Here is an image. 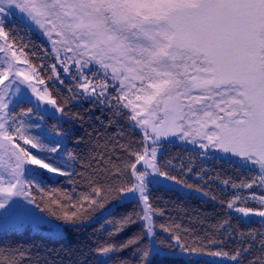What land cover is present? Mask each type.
<instances>
[{
	"label": "snow or ice",
	"instance_id": "obj_1",
	"mask_svg": "<svg viewBox=\"0 0 264 264\" xmlns=\"http://www.w3.org/2000/svg\"><path fill=\"white\" fill-rule=\"evenodd\" d=\"M10 18L47 37L51 63H33L27 45L17 44L6 30ZM42 73L57 93L58 86L68 91V100L79 96L106 107L114 118L109 124L126 117L140 135L138 142L120 145L123 168L106 170L108 183L92 186L70 207L52 200L59 215L51 207L41 209L31 189L43 191L38 181L47 174L71 177L80 161L63 148V131L34 134L44 114L68 115ZM173 138L249 173L239 183L224 180L232 191L220 202L246 224L259 217L264 229V0H0V220L5 224L19 214L31 226L43 222L20 198L73 229L84 224L81 210L101 209L109 239L95 249L104 257L98 264H112L115 254L127 250L129 257L120 264H156L157 257L175 255L173 245L158 238L156 218L165 213L151 199L159 187H193L171 174L191 173L190 162L164 158L163 146ZM212 150L220 156H210ZM116 208L125 211L113 220ZM226 224L230 227L228 220L220 226ZM133 226L138 231L118 239ZM159 228L171 233L182 252L203 254L202 243L181 244L169 227ZM51 231L62 238L60 225ZM247 238L251 243L245 247L207 254L228 264H264V230ZM257 238L260 255L253 256ZM0 264L19 261L0 257Z\"/></svg>",
	"mask_w": 264,
	"mask_h": 264
},
{
	"label": "trees",
	"instance_id": "obj_2",
	"mask_svg": "<svg viewBox=\"0 0 264 264\" xmlns=\"http://www.w3.org/2000/svg\"><path fill=\"white\" fill-rule=\"evenodd\" d=\"M7 30L10 36L15 38L17 44L27 45L25 52L28 53L33 63L49 64V60L44 57L40 50L37 51L36 44L27 35H24L19 27L13 25L8 27ZM33 52L36 53L35 56L32 55ZM42 74L46 83L49 84V90L52 91L53 98L56 99L58 105L65 108V112L68 115L65 116L66 119L63 125L57 118L43 116V119L39 121L40 128L35 129L34 134L38 135L43 129H47L48 132H52L54 128L63 131V148L75 153L80 161L71 177L47 174L38 181L43 191H40L35 186L31 189L32 195L38 201H41V209L45 206L51 207L59 215L61 210L57 205L51 203L52 200H59L62 204L70 207L72 203L78 202L80 194L90 193L92 186L108 183L105 171L113 167L123 168L122 161L125 157L120 145L138 142L140 135L129 127L126 117L109 124V121L114 118L111 117V114L109 118L104 116L102 108L105 109L106 107L92 104L91 108H95L97 111L92 116L89 113L90 108L77 103L75 100H68L69 93L65 88L58 86V93L52 89L51 82L47 80V73ZM22 107L27 108L31 107V105H22ZM19 110L18 108L17 111ZM106 110L108 109L106 108ZM33 111L35 112V109ZM35 119L36 117L33 116V120ZM171 174L176 175L177 178L179 177L177 172ZM242 177L247 179L246 176ZM126 179L127 176L125 175L124 180ZM117 182L122 183L123 181ZM69 197H71V200L68 199ZM151 199L155 206L163 209L165 213L163 216L156 218L157 228L160 230L159 226L161 224L169 227L172 232L183 238L181 240L182 244H190L193 241L197 245L202 243L203 254L221 249L226 252H232L251 243L247 238V233L252 232V228H240L241 230H239L233 227V217L228 216V213H226L227 209L220 202L225 198H220L219 202L214 201L215 205L213 206L207 205L202 209V214L197 212L198 206L193 202L192 197L182 195L177 190L163 189L162 187L156 188L152 192ZM106 205L105 208H107ZM127 210L130 211L131 209ZM101 211V209L93 210V208H87L86 211L81 210L84 224L76 229L68 227L62 220L57 219V216L44 211L58 223L64 225L61 230L63 233L62 238H56L51 229L42 225L39 227L31 225L14 226L0 232V257L7 258L14 255L19 264H98V260L104 259V257H98L95 249L98 244H103L109 239V229L103 223V217L99 216L94 220ZM123 211L125 209L116 208V215L111 217V219H117ZM203 217L206 219H198ZM187 220L189 221L188 224L186 223ZM225 220L230 222V227L227 224L223 227L220 226ZM177 225L179 228L176 227ZM232 228L236 234L234 238H232L233 234L230 236L228 234L231 233ZM135 231H138V228L133 226L127 233H122L118 239L125 238ZM242 233L244 235H241ZM162 236L158 234L159 240H162ZM210 238L218 243L216 245L210 244ZM256 244L259 245V238H257ZM167 245L172 244L171 242H165L164 246ZM173 249L170 250L173 251ZM254 249L253 256H259L258 249ZM21 252L24 253L22 258L19 255ZM129 252L130 250H127L115 254L112 264H120L121 259L129 257ZM156 264L213 263L209 261L191 263L184 258L168 256L157 257Z\"/></svg>",
	"mask_w": 264,
	"mask_h": 264
},
{
	"label": "rangeland",
	"instance_id": "obj_3",
	"mask_svg": "<svg viewBox=\"0 0 264 264\" xmlns=\"http://www.w3.org/2000/svg\"><path fill=\"white\" fill-rule=\"evenodd\" d=\"M10 21L11 22L9 23L8 27H11L13 25L19 27L20 31L23 32L24 35H27L36 44V49H38L37 51L40 50L42 54L44 55V57H46L49 60V63H51L52 62L51 57L45 54V50L50 49L52 47L47 37H45L42 34V32L39 29H37L34 25L27 24V22L25 21L11 20V18H10ZM65 83L71 86L73 82L68 80L65 77ZM37 87H42V86L37 84ZM74 100L77 103L82 104L83 106L87 108H90L89 113L92 116L96 114L97 111L95 110V108H91L93 104L92 101L82 100L80 99L79 96H77V98ZM210 102L211 101H209V103ZM42 106L48 107L49 109L52 108V106L50 105H42ZM102 110H103L104 116L109 118V115L111 113L108 112L106 108L105 109L102 108ZM43 116L44 117L52 116L55 118V117H62V114L57 112L55 113V116H53L50 112L49 114H44ZM111 117H112V114H111ZM65 119H66L65 116L59 119L61 121V125L65 123L64 122ZM162 151L164 153L165 159H172L174 162H176L177 160H180V161H183L186 165L189 164L190 162V165L192 167L191 173H187L186 171L182 173L178 170L177 174L179 176L178 179L186 180L188 184H191L193 186L192 188L189 189V188H185L180 185L171 184L168 187H162V188L170 189V190H177L178 193H181L182 195L192 197L193 202H195L198 206L197 212L199 214H202V209L205 208L207 205L209 206L215 205L214 201L219 202L220 198H226V194L232 191L230 187L225 188V186L222 183L224 180H228L230 183L232 182L237 183L239 182L240 178L243 179L242 176H246L247 178L249 177V173L245 172L244 170L240 169L239 167L235 165H229L228 163L225 162V160H220V159L213 160V159L205 158L203 155H201L198 145L193 146L191 144L184 143V142H181L173 138L171 143L165 144L163 146ZM209 155L210 156L211 155L220 156V153L216 152V150H212L211 152H209ZM255 191L257 192V194H260V189H255ZM205 193H207V195H205ZM213 197H215V199H213ZM20 201L27 208L34 209L38 213L39 216L44 218L43 222L40 225L45 226L49 229H52L56 225H60L61 229H63V226H64L63 224L58 223L56 220L51 218L49 215L46 214V212L42 211L41 209H36L34 204H27V201L24 200L23 198H20ZM36 203L41 204V201H38L36 199ZM248 206H251L253 208L257 207L255 204H250ZM106 207H109V205H106ZM2 211L3 210H0V212ZM100 213L101 212L98 213V215L94 218V220H96L99 216H101ZM226 213H228V216H229L228 210ZM230 216L233 217V227H235V229L238 228L239 230H241L240 228H243V229L252 228V230L257 233L264 230L262 229V226L259 223V220H260L259 217L254 216L252 218L253 220L256 221L255 223L246 224L239 220L238 218L239 214L232 212ZM198 219L204 220L206 218L203 217V218H198ZM19 221H23L24 226L30 225L28 219L24 217L22 214H19L17 216L10 217L8 219L7 224H5L2 220H0V232L3 230L9 229L11 227H14V226H18ZM186 223L188 224L189 221L187 220ZM157 233L163 235L161 237L162 240H164L167 243L171 242V244L173 245L174 249L173 251L172 250L170 251L174 252L175 255H172L170 257H179L180 259L184 258L187 262H191V263L196 262V261H209L213 264H228V261L222 260L221 258L212 257L208 254L188 255L186 252H182L180 247L176 246L177 242L170 233L163 232L159 230L158 228H157ZM175 234L178 235L177 233ZM231 235H232V238L236 236L233 228L231 231ZM181 240H183L182 237H181ZM246 242L248 243V241ZM258 247L259 245H257L256 243L253 244L251 255H253L252 253H253V250H255L254 248L258 249Z\"/></svg>",
	"mask_w": 264,
	"mask_h": 264
}]
</instances>
